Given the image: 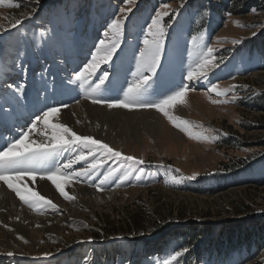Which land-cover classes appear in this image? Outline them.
Here are the masks:
<instances>
[{
    "label": "rangeland",
    "instance_id": "1",
    "mask_svg": "<svg viewBox=\"0 0 264 264\" xmlns=\"http://www.w3.org/2000/svg\"><path fill=\"white\" fill-rule=\"evenodd\" d=\"M162 4L170 7L164 9ZM122 7L130 23L126 21L121 58L113 57L117 72L113 81L121 80L126 90L125 81L135 79L133 50L143 47L142 29L160 11L167 32L164 62L169 71L161 74L164 82L157 80L153 87H159L160 93L181 83L195 89L171 114L187 120L202 138L189 137L162 113L168 128L178 133V141L150 136L144 130L150 120H125L106 113L110 121H128L138 130L140 144L119 147L122 151L110 147L143 159V165L135 166L143 172L120 168L105 186V192L119 191L114 198L96 208L77 207L74 216L62 221L59 236L45 233L40 247L22 256L54 257L55 264H164L175 250L187 247L189 252L177 258L180 264H236V259L238 264H264V0H132L130 4L125 0H39L38 4L0 0V90L7 89L6 83L40 76L47 82H68L73 70L91 59L106 24L120 15ZM16 20L23 21L19 32L11 26ZM205 45L213 48L215 60L204 78L188 81L172 73L179 66L186 77ZM19 52L25 55L17 61ZM14 62L28 64L26 76L13 67ZM213 86L227 95L210 92ZM82 88L70 90L81 95L86 92ZM62 93L60 101L63 97L68 101L67 88ZM103 165L101 174L120 167L115 159ZM126 171H131L127 177ZM193 173H199L196 181L171 182L172 177ZM121 180L124 185L117 188ZM135 213L143 220L159 221L163 228L131 240L126 225ZM6 251L0 250V255Z\"/></svg>",
    "mask_w": 264,
    "mask_h": 264
},
{
    "label": "snow or ice",
    "instance_id": "2",
    "mask_svg": "<svg viewBox=\"0 0 264 264\" xmlns=\"http://www.w3.org/2000/svg\"><path fill=\"white\" fill-rule=\"evenodd\" d=\"M125 2L130 4L132 0H125ZM36 3L38 4L39 0H36ZM13 6L19 7V5ZM161 7L167 9L170 5L162 4ZM181 7H183V2ZM127 11H131V9L129 8ZM119 12V16L111 18L106 24V30L103 33L104 38L99 39L98 44L94 45V51L90 52L91 59L85 62L81 68L73 70L75 81L81 85H90V91L87 92L84 98L90 100L94 105H100L109 110L127 109L132 112L155 109L156 112L167 117L172 125L181 132L189 137L201 139L200 134L193 133L187 120L171 114V110L178 103H183L187 93L195 91V89L190 88L189 84L181 83L179 86L169 88L167 93H160L153 87L157 80L164 82L161 74L167 75L169 71L164 62L168 52L167 32L165 26L161 23L160 11H157L151 22L142 29L143 47L137 46L133 50L132 59L136 68L135 73H133L135 79L131 82L125 81L127 84L126 90L123 85L119 84L118 80L113 81L112 77L117 75V72L114 71L116 66L113 57L116 59L121 58L119 53L123 51L121 44L127 30L126 21L130 23L125 8H120ZM167 14L164 13V15ZM11 26L19 32V27L23 26V21L16 20ZM192 40L195 42L196 37H192ZM212 53L213 48L205 45L201 49V55L195 64V68H190L186 77L182 73V80L192 81L193 79L204 78L208 74L209 65L215 60ZM24 55V52H19L17 61ZM101 64L107 65V67L102 68ZM16 66L19 67L23 75H27V63L17 64L14 62L13 67ZM213 66L218 67V64ZM72 80L73 78L69 77L68 82L72 83ZM5 87L11 91L12 99L19 103V99L24 96L26 85L24 83H6ZM209 91L215 92L217 96L227 95L218 92L216 86H213ZM150 96L162 98L150 99L148 98ZM212 102L227 103L229 101L213 100ZM60 107L67 108L68 105L66 103L59 106L56 104L46 105L40 114L35 115L26 130H21L18 136H14L0 147V181L7 185L21 201L30 208L50 206L54 211H59L58 206L51 199H46L39 192L28 188L27 185L21 188L19 185L26 178L33 182L36 181L37 176L40 180H49L55 185L60 196L66 200H74L75 197L66 193L61 186V179L64 183H70L72 180L91 182L93 177L102 175L98 183L91 184L96 191L100 192L107 190L105 186L120 168L127 167L130 170L135 168L138 173L143 172L142 168L135 167L143 165L145 163L143 159H137L131 155H122L120 151L114 150L108 143L99 138L79 135L71 127L62 123H50V118H53L60 111ZM0 111H2V108H0ZM77 122L79 123V121ZM40 124L43 125V128L40 130L39 136L43 139L29 140V134H35ZM96 126L100 127L99 124ZM73 149L75 151H72ZM62 152H72V154L63 162H60L59 157ZM113 159L118 161L120 167L109 168L101 174L100 169L103 164ZM82 162V167L79 170L74 168V165ZM176 171L179 172V169ZM130 174L131 171L124 173L125 177ZM198 177L199 173H193L189 176L181 175L178 179L172 177L171 182L179 184L182 181H196ZM123 183L124 181L121 180L116 187H121ZM168 183L169 181L166 180L165 184ZM18 238L23 239V237ZM87 242L90 243L91 241ZM24 243H28V241L24 240ZM188 252L187 247L175 250L169 258L165 259L164 264H172V262L180 264L177 258ZM6 254L8 256L13 255L12 252Z\"/></svg>",
    "mask_w": 264,
    "mask_h": 264
},
{
    "label": "bare ground",
    "instance_id": "3",
    "mask_svg": "<svg viewBox=\"0 0 264 264\" xmlns=\"http://www.w3.org/2000/svg\"><path fill=\"white\" fill-rule=\"evenodd\" d=\"M173 72L176 75L179 73L182 77V73L185 70H180L179 66H177ZM70 77L73 78L72 83H59V80L57 81L56 79L47 82L42 76L39 79L28 78L27 81L21 82L26 87L24 96L19 99V103L12 99L11 91L3 87V90L7 91L2 92L3 90H0V108H2V111H0V124L4 125L7 132L9 130L12 132L15 130L21 131L23 127L26 130L30 126L31 120L35 118V115L40 114L46 105L56 104L59 106L66 103L68 107H60V111L53 118H50V123H62L71 127L79 135L99 138L103 142L108 143L109 146L120 151L124 147L133 148L136 143L140 144L141 135L128 121H110L106 118V113H115L120 119L125 120H150L152 123L145 125L144 129L150 136H168L172 137L175 141L179 140L178 133L168 128V123L165 122L166 118L164 119V116L160 113L153 110H136L132 112L124 109L109 110L106 107L94 105L90 100L84 98L87 92L90 91V85H81L75 81L74 74L70 75ZM118 81L121 84V80L118 79ZM172 82L174 83V81ZM173 83L170 82L169 84L172 85ZM80 87L86 90L84 94L78 95L71 92V90L78 91ZM40 88L42 91H40ZM64 88H67L69 100L65 101L63 97V101L61 102L58 94H63L62 90ZM169 88L173 87L170 86ZM158 89L159 87H157ZM150 97L152 98L154 96ZM97 124L100 127H97ZM42 128L43 125L40 124L35 134H29V140L43 139V137L39 136ZM142 143H145L144 139ZM72 151H75V149ZM71 153L62 152L59 161L63 162ZM77 165L80 166V164ZM76 167L78 166L74 165V168ZM104 168L105 166L103 165L101 169ZM76 169L79 170L80 167ZM92 181L99 182V179L93 177ZM60 182L65 192L75 197L74 200H66L60 196L55 186L53 187L52 182L49 180L38 179L33 182L26 178L19 185L21 188L27 185L28 188L40 192L46 199H51L59 209V211H54L50 206L29 207V209L23 207L19 197L7 185L0 181V250H7L4 254L0 255V264H55L54 257L37 258L35 255L33 257L34 259H27L22 255L26 252H33L40 247L45 233L59 236L63 230L62 221L68 219L70 216H74L72 212L77 207L89 209L90 206L91 208H96L100 202H107L119 192L117 189H113L110 192H98L95 187L91 186V182L89 181L78 182L72 180L70 183H64L63 179H61ZM18 237H23V239ZM24 240H27L28 243H24ZM7 252H12L13 255L8 256L6 254Z\"/></svg>",
    "mask_w": 264,
    "mask_h": 264
},
{
    "label": "trees",
    "instance_id": "4",
    "mask_svg": "<svg viewBox=\"0 0 264 264\" xmlns=\"http://www.w3.org/2000/svg\"><path fill=\"white\" fill-rule=\"evenodd\" d=\"M126 226V230L128 231V233L130 232V236H128V238H130L131 240L141 238L142 236L149 235L153 232H158L161 228H163L161 227L159 221L151 219L143 220L142 218L138 217L137 213H135L133 216L130 217V219H128V223ZM241 232H246V234H248V231L245 230H241Z\"/></svg>",
    "mask_w": 264,
    "mask_h": 264
}]
</instances>
